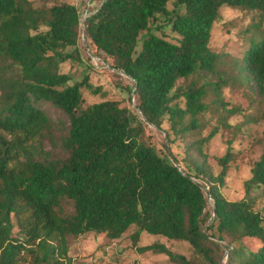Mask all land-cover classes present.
<instances>
[{
	"label": "trees",
	"instance_id": "trees-1",
	"mask_svg": "<svg viewBox=\"0 0 264 264\" xmlns=\"http://www.w3.org/2000/svg\"><path fill=\"white\" fill-rule=\"evenodd\" d=\"M224 5L252 14L238 30V55L211 47ZM89 13L82 23L74 3L0 0V264H65L70 240L89 232L120 239L132 227L134 247L175 264H264V214L246 197L224 195L233 150L214 174L204 145L220 126L203 135L208 91L225 107L227 77L264 96V0H106ZM82 35L132 80L136 122L117 99L86 103L83 88L101 90L89 73L72 82L62 72L66 61L84 62ZM148 125L170 146L186 142L185 154L142 141ZM252 186L264 190V149L246 194ZM144 232L187 242L195 255L139 246Z\"/></svg>",
	"mask_w": 264,
	"mask_h": 264
},
{
	"label": "rangeland",
	"instance_id": "rangeland-1",
	"mask_svg": "<svg viewBox=\"0 0 264 264\" xmlns=\"http://www.w3.org/2000/svg\"><path fill=\"white\" fill-rule=\"evenodd\" d=\"M34 7H49L53 2H69L79 6L82 17L86 12L88 0H30ZM97 3H93L94 5ZM172 8V4H169ZM93 9V8H92ZM91 10V9H90ZM88 10V12L90 11ZM252 14L240 9L222 6L220 17L212 31L211 47L220 53L238 55V30ZM46 29V28H43ZM169 31V29H167ZM148 33L142 31L137 51L141 49L142 41ZM80 47L84 62L66 61L61 64L62 72L72 76V82L81 81L86 73L90 75V82L95 87H100L98 94H93L83 88L86 103H95L103 99H117L122 106L130 109L133 122L141 117L140 111L136 108L133 94L127 90L132 80L123 72L110 67V64L103 56L95 55L88 46L85 36H81ZM229 68V64H222L221 69ZM228 71V70H227ZM234 74L227 72L226 77ZM228 83L223 88L222 98L226 103L225 107L220 104L217 95L208 91L206 102L209 105V117L203 135H207L217 125L219 132L204 145L208 153L206 164L210 172L218 174L222 169V156L228 148L233 150L231 154L232 171L226 178V184L222 191L229 200H239L244 197L253 205L254 209L264 214V190L258 186H252L246 194L245 182L251 177V168L257 161L264 149V96L258 95L257 91L244 85L236 78L227 77ZM210 80H217V76H210ZM184 79H179L178 84ZM202 82V81H201ZM230 108H238L240 111L228 115ZM226 117L227 125L223 126L222 119ZM229 123V124H228ZM142 141H150L156 149L162 153H168V149L180 159L186 152V142L177 141L170 146L168 139L161 130L153 125H148ZM230 141L231 144L229 143ZM45 147L52 150L49 141H45ZM212 209V201L209 200L208 210ZM210 221L204 224V227ZM135 230L132 227L122 238L110 239L104 233L89 232L70 240L69 255L70 262L65 264H175L171 262L166 254L156 253L151 250L140 252L132 245L131 234ZM155 242L166 244L176 253L191 258L195 255L192 246L184 241L168 240L165 236L154 235L144 232L141 236L139 246H147Z\"/></svg>",
	"mask_w": 264,
	"mask_h": 264
},
{
	"label": "built area",
	"instance_id": "built-area-1",
	"mask_svg": "<svg viewBox=\"0 0 264 264\" xmlns=\"http://www.w3.org/2000/svg\"><path fill=\"white\" fill-rule=\"evenodd\" d=\"M104 1H106V0H88V4H87V8H86V12L83 14V17L81 18V21H82V23H83V21H84V19L90 14L89 12L90 11H96L97 10V8L104 2ZM97 3V4H95L94 5V7H93V3ZM93 8V9H92ZM91 9V10H90ZM88 10H90L89 12H88Z\"/></svg>",
	"mask_w": 264,
	"mask_h": 264
},
{
	"label": "water",
	"instance_id": "water-1",
	"mask_svg": "<svg viewBox=\"0 0 264 264\" xmlns=\"http://www.w3.org/2000/svg\"><path fill=\"white\" fill-rule=\"evenodd\" d=\"M135 89V88H134ZM133 96H134V93H133ZM141 113V112H140ZM178 165V164H177ZM214 216H215V213H214Z\"/></svg>",
	"mask_w": 264,
	"mask_h": 264
}]
</instances>
